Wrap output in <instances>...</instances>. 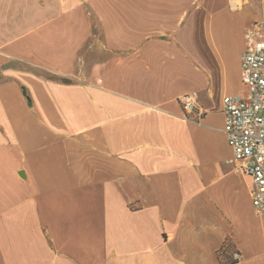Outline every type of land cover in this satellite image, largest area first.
<instances>
[{
  "label": "crops",
  "instance_id": "0c3cea01",
  "mask_svg": "<svg viewBox=\"0 0 264 264\" xmlns=\"http://www.w3.org/2000/svg\"><path fill=\"white\" fill-rule=\"evenodd\" d=\"M257 5L0 0V264H264L222 112Z\"/></svg>",
  "mask_w": 264,
  "mask_h": 264
},
{
  "label": "built area",
  "instance_id": "2783aa9c",
  "mask_svg": "<svg viewBox=\"0 0 264 264\" xmlns=\"http://www.w3.org/2000/svg\"><path fill=\"white\" fill-rule=\"evenodd\" d=\"M241 80L247 96L223 99L224 133L232 151L231 161L252 182L253 210L264 215V22H254L246 28ZM178 101L184 117L196 120L201 114L194 93ZM231 257L235 262L240 259L235 250Z\"/></svg>",
  "mask_w": 264,
  "mask_h": 264
},
{
  "label": "rangeland",
  "instance_id": "374dc122",
  "mask_svg": "<svg viewBox=\"0 0 264 264\" xmlns=\"http://www.w3.org/2000/svg\"><path fill=\"white\" fill-rule=\"evenodd\" d=\"M250 8V7H249ZM264 9V6L262 5H257L256 8H250V9H247L248 12H249V17H251L252 19H256L255 17L258 15V13L260 14V17L257 18V21H261L263 19H261V17L263 16L262 15V12L264 13L263 11ZM259 10V11H258ZM247 93H248V90L247 88L245 87V93L243 95V97H246L247 96Z\"/></svg>",
  "mask_w": 264,
  "mask_h": 264
},
{
  "label": "trees",
  "instance_id": "16d2710c",
  "mask_svg": "<svg viewBox=\"0 0 264 264\" xmlns=\"http://www.w3.org/2000/svg\"><path fill=\"white\" fill-rule=\"evenodd\" d=\"M233 263L235 262L230 259L224 260L223 262L221 261V264H233Z\"/></svg>",
  "mask_w": 264,
  "mask_h": 264
}]
</instances>
